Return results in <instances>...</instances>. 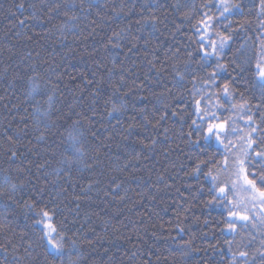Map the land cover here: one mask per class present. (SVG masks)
I'll use <instances>...</instances> for the list:
<instances>
[{"label":"trees","instance_id":"obj_1","mask_svg":"<svg viewBox=\"0 0 264 264\" xmlns=\"http://www.w3.org/2000/svg\"><path fill=\"white\" fill-rule=\"evenodd\" d=\"M226 3L240 8L221 15L220 0H0V264H264V209L246 205L231 187L234 169L222 167L225 156L229 165L243 158L249 133L264 151L255 69L264 10L260 0ZM221 36L231 39L220 59H202ZM49 96L45 127L34 113ZM197 107L226 122L227 153L193 126ZM70 132L79 135L78 157ZM209 172L227 199L210 191ZM229 210L250 218L235 233L225 230ZM41 211L62 254L42 238Z\"/></svg>","mask_w":264,"mask_h":264},{"label":"snow or ice","instance_id":"obj_2","mask_svg":"<svg viewBox=\"0 0 264 264\" xmlns=\"http://www.w3.org/2000/svg\"><path fill=\"white\" fill-rule=\"evenodd\" d=\"M260 4L262 7V10H264V0H260ZM20 8H23V4L19 5ZM208 7V5H206ZM219 7L222 9L221 15H224V13H228L230 9L235 8L239 9L240 5H230L226 3V0H220ZM213 21V17L207 13L204 14V19L200 22L201 24L205 25V28L211 27L212 24L209 23ZM21 24L24 23L23 20L20 21ZM197 31H201V29H197ZM204 37L201 36V40H203ZM231 39V36H221L219 37V43L217 44L215 41H212L209 43V47L211 48V52H204L202 59H210L213 55L216 56L217 60L220 59V53L223 52L224 48L227 45V42ZM203 47V45H202ZM256 69V75L260 78V91L261 95L264 96V58H262L258 63L255 65ZM218 71H224V67L221 65H217ZM212 80H215V73L212 74ZM228 84H225L223 86L224 88V94L225 96L230 95L228 91ZM39 90V86L37 84H33L32 92L36 93ZM52 103H53V97L49 96L47 99V108L42 107L39 102H37L36 108H35V120L38 124H43L45 127L50 126V117H51V109H52ZM196 105H199L200 101L195 102ZM113 111H118V108L114 106ZM176 113H173L175 115ZM196 115L200 117L201 124H197L196 120L192 121L193 126H195L197 131L203 132L204 136L203 139L209 143H211L213 140H215L216 143L223 145L224 150L227 153L228 148L227 145H224V141L221 138L222 135H227V130L225 128L226 122H219L215 123L217 119L216 115L213 113L208 119H205L203 115H201L200 109L197 107L196 109ZM249 121L251 122L249 124V127L252 129V132H256V128L253 126L254 121H252L251 116H249ZM201 125H204L203 127ZM232 131H235V129H232ZM246 143L242 148L241 157H234V159L231 162V165L228 164L227 156H225L224 164L222 167L225 170H228L229 167L234 169L233 175H235L237 181L241 180L240 183L241 189L248 194L249 202L250 203H259L261 206H264V151H257L255 148H252V145L256 143V140H254L251 136V134H247L246 137H244ZM261 142L264 143V137L260 138ZM68 140L70 142L71 148L73 150L74 156L78 157L81 154V147H80V139L79 135L70 132L68 136ZM199 141H197L198 143ZM15 155V153H13ZM249 163V165H252L255 167L256 165H259V172L252 171L251 173L248 172V169L245 167V161ZM74 158L71 157H65V163L68 165H71L74 163ZM199 170V169H197ZM208 178L212 181V191L213 189H218L216 196L217 199L224 200L227 199L226 196V187L225 186H217L216 181L217 177L213 176L211 172L208 173ZM257 180H259V185L257 184ZM5 183H8L9 180L7 177H5L4 180ZM13 189L16 188V185L11 186ZM232 189L237 188V183L234 181L231 184ZM29 207H31L29 205ZM40 219L38 220V223L44 225V235L43 239L46 240V242L51 246V251L54 254H62V247L57 242V235L56 229L50 224L46 223V220L50 219L49 213L47 211H41L39 213ZM229 219L226 222V231L229 232H236V226L237 221H249V217L246 215H239L236 211L229 210ZM246 226V225H244ZM56 233V235H54ZM241 256H246L247 253L241 252ZM264 255V253H262Z\"/></svg>","mask_w":264,"mask_h":264},{"label":"rangeland","instance_id":"obj_3","mask_svg":"<svg viewBox=\"0 0 264 264\" xmlns=\"http://www.w3.org/2000/svg\"><path fill=\"white\" fill-rule=\"evenodd\" d=\"M234 181L237 183L236 193L240 196V199H241L243 202L246 203V205H247V204H249V206L252 205L251 207L254 206V208L259 206V207H263V209H264V206H261L258 202L255 203V204L249 202L248 194H247L246 192H244V191L241 189V187H240V183L242 182V177H241V180H240V181H237L236 177L234 176V178H233V182H234Z\"/></svg>","mask_w":264,"mask_h":264}]
</instances>
